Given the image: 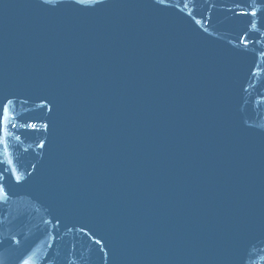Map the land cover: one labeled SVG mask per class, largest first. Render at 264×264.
Segmentation results:
<instances>
[{
	"label": "water",
	"instance_id": "95a60500",
	"mask_svg": "<svg viewBox=\"0 0 264 264\" xmlns=\"http://www.w3.org/2000/svg\"><path fill=\"white\" fill-rule=\"evenodd\" d=\"M0 264H264V0H0Z\"/></svg>",
	"mask_w": 264,
	"mask_h": 264
}]
</instances>
